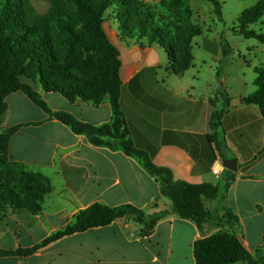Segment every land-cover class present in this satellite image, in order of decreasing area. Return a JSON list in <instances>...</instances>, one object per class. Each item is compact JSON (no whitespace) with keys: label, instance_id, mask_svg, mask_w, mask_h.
I'll use <instances>...</instances> for the list:
<instances>
[{"label":"crops","instance_id":"0c3cea01","mask_svg":"<svg viewBox=\"0 0 264 264\" xmlns=\"http://www.w3.org/2000/svg\"><path fill=\"white\" fill-rule=\"evenodd\" d=\"M103 27L120 54L121 106L138 148L148 152L157 166L171 169L176 180L191 184L219 183L225 168L217 177L213 174L214 166L220 162L223 165L224 159H237L236 180L224 198L205 201L207 208L218 211L221 226H207L201 232L195 222L173 213L171 202L162 196L155 178L137 159L122 150L93 146L84 135L73 133L33 105L25 94L17 92L6 98L8 113L3 123L6 128L25 125L10 141L11 160L33 167L48 178L60 176L65 185L59 190L62 201L52 205L46 200L34 228L25 227L13 215L7 228L0 231V246L7 250L32 247L71 222L80 210L101 202L111 207L132 204L147 214L169 211L170 215L149 236L143 226L127 216L106 227L66 237L45 251L63 240L80 242L51 255L43 264H196L195 241L222 227L229 228L224 208L239 218L240 240L255 255L264 244V117L259 106L242 102L250 93L233 96L225 87L227 77L217 76L219 69L214 74L209 66V73L203 75V67H196L195 58L183 76L174 75L169 56L160 45L124 38L119 21L111 13L105 14ZM218 56L219 63L222 59ZM33 85L54 111H68L96 126L112 119L108 102L93 106L78 99L71 103L59 94L43 92L38 84ZM221 85L232 97L224 118L225 157L206 139L211 133V100ZM68 176L82 180L73 187ZM41 231L45 233L36 239ZM25 238L33 244L24 245ZM33 256L1 258L0 264H23Z\"/></svg>","mask_w":264,"mask_h":264},{"label":"trees","instance_id":"16d2710c","mask_svg":"<svg viewBox=\"0 0 264 264\" xmlns=\"http://www.w3.org/2000/svg\"><path fill=\"white\" fill-rule=\"evenodd\" d=\"M206 1L214 5L215 13L221 18L219 0ZM49 3V9L41 13L32 0H0V124L8 113L6 98L22 92L50 118L66 125L73 133L84 135L93 146L122 150L137 159L155 178L162 196L171 202L173 213L195 222L203 233L207 226L220 227L222 218L218 211L207 208L205 201L224 198L236 180L235 172L225 169L217 184H191L176 180L171 169L157 166L148 152L136 146L121 106L120 54L103 27L105 14L113 10L124 38L160 45L169 56L172 73L183 76L194 64L193 39L203 35L202 28L191 23L190 14L179 13L187 5L180 0H162L161 7L170 12L165 13L159 8L148 9L143 0H49ZM263 16L264 0H258L240 14L235 32L264 44V34L250 29ZM228 48V44L222 46L221 62L229 57ZM255 73L256 89L242 102L258 105L264 117V65L257 66ZM221 75V69L217 70V76ZM33 84L71 103L78 99L93 106L108 102L112 119L96 126L68 111H54ZM231 102V94L223 85L211 100V133L206 139L222 157L226 150L224 118ZM24 126L0 127V216L11 211L31 229L43 214L46 197L53 188L50 179L41 172L11 160L10 141ZM224 211L229 228L222 227L195 241L196 264H264V244L255 255L249 253L239 237V218L228 208ZM169 215V211L147 214L132 204L111 207L96 202L32 247L7 250L0 246V259L28 258L66 237L106 227L127 216L143 226L149 236Z\"/></svg>","mask_w":264,"mask_h":264},{"label":"rangeland","instance_id":"374dc122","mask_svg":"<svg viewBox=\"0 0 264 264\" xmlns=\"http://www.w3.org/2000/svg\"><path fill=\"white\" fill-rule=\"evenodd\" d=\"M161 1L162 0H143L144 5H146L148 9L155 10L159 8V10L165 13H170L161 7ZM180 1L186 4L188 8L181 9L182 12L180 11L179 13L181 15L190 14L191 23L201 27L203 30V35L193 39V53L195 64L197 65L196 67H203V70H201L203 75L209 73V66L213 67L214 74L217 69H221L222 76H226L228 80L225 87H227L235 97L239 94H243V92H247V94L254 92L256 89L254 81L257 78L255 68L264 65V44L256 39H245L235 32V28L240 14L246 8L256 4L258 0H219L222 5L221 18L215 13L214 5L211 2L206 0ZM32 2L41 13L46 12L50 7L49 0H32ZM112 11L113 10H109L107 13H111L112 17H114L116 13L113 14ZM177 16L178 14L175 16L176 19ZM250 29L264 34V16L258 23L251 25ZM225 44L229 45V57L226 61L218 63L216 61V56L219 55L218 57L223 59L222 46ZM15 101L19 104H23L19 99ZM2 125L0 124V127ZM31 169L38 172V170L33 167H31ZM69 174L73 175L72 172ZM66 178L73 187L78 186L82 180L80 177L76 178L73 176H68ZM49 179L52 188H54V192L49 195L46 200L48 204L56 205L63 199L59 195V190L65 185L64 178L50 175ZM46 208L48 209L47 205ZM10 218H13L11 211L0 216V231L7 228ZM14 219L17 221L19 220L17 217ZM16 233L18 234L17 231ZM44 233L45 231L36 235V239H40ZM79 242L80 241L76 239L63 240L50 248V250L45 251L44 249L42 254L34 255L32 260L28 262L25 261L23 264H43L44 260L51 255L71 249L78 245ZM11 244H13V242ZM23 244L32 245L33 241L29 238H25Z\"/></svg>","mask_w":264,"mask_h":264},{"label":"water","instance_id":"95a60500","mask_svg":"<svg viewBox=\"0 0 264 264\" xmlns=\"http://www.w3.org/2000/svg\"><path fill=\"white\" fill-rule=\"evenodd\" d=\"M223 166L225 169H228L233 172H237V159H224Z\"/></svg>","mask_w":264,"mask_h":264},{"label":"built area","instance_id":"2783aa9c","mask_svg":"<svg viewBox=\"0 0 264 264\" xmlns=\"http://www.w3.org/2000/svg\"><path fill=\"white\" fill-rule=\"evenodd\" d=\"M222 169H223V165H222L221 162L218 163V164H216V165L214 166V168H213V174H214L215 176H217V177H220L221 174H222Z\"/></svg>","mask_w":264,"mask_h":264}]
</instances>
